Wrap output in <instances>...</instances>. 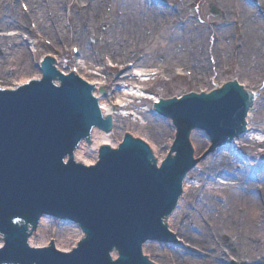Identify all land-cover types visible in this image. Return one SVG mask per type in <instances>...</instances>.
<instances>
[{
	"label": "bare ground",
	"instance_id": "6f19581e",
	"mask_svg": "<svg viewBox=\"0 0 264 264\" xmlns=\"http://www.w3.org/2000/svg\"><path fill=\"white\" fill-rule=\"evenodd\" d=\"M23 1L29 6L27 14H22L18 10V0H8V13L1 18L7 0H0V84H12L13 86L9 89L15 90L42 78V72L37 71V68L32 65L31 54L22 35L28 41H32L35 56L44 52L55 56L62 53L66 45L75 44L79 47L80 59L83 60L78 67V74L92 86H94L92 82L96 81H92L94 79L86 73L87 69L103 65L105 57L113 60L118 67L121 66L110 72L103 70L107 76L102 87L108 91L107 96L101 95L99 92L101 87L98 86L93 87L92 92L98 99L101 116L106 119L112 118V129L114 127L119 130L124 125L130 126V124L127 120L115 117L113 112L123 103H127L125 99L128 95L113 93L112 88L119 87L122 83L135 81L128 78V67L124 68L127 61L130 60L129 63H134V67L141 69L145 74L149 73L148 69L155 67L160 72L158 77L165 76L166 79L187 74L179 71L184 67H190L192 70L190 86L194 89L210 83L213 68L216 69L215 72L218 70L225 73L234 72V81L241 83L247 90L256 91L258 88L262 90L261 94L254 97L253 103L248 106L245 120L246 133L240 142V145L248 148V151L252 148L244 137H248V134L257 130L252 125L259 123L258 112L264 110V24L252 10L251 13L245 3L240 0H222L227 16L223 29L219 30L213 29L208 23L206 25L196 23L191 18L178 26L175 24L176 13L175 19L168 18L171 10L161 4L160 0H125L126 4H120L118 0ZM182 2L185 3L182 4ZM182 2L178 10L193 3L194 0H182ZM115 7L122 9L120 16ZM107 8L110 9L108 13H106ZM239 9H241L243 23L240 22V17H237ZM30 22L35 24L34 29H31ZM1 32L11 33V35H1ZM215 34L219 38L217 43L212 41ZM92 36L95 41L89 43L88 39ZM44 38L50 41L49 47L44 45ZM214 49L222 59L226 60L225 56H227L226 61L229 62L227 68L223 67L222 59L217 61V58L213 57ZM158 54L164 55L162 62L155 58ZM211 59L214 63H211ZM54 66L53 68L63 75H70L69 70L67 71L69 64L64 65L62 61ZM136 85L141 87L145 86V83L136 81ZM3 87L0 85V89ZM217 88L219 87L216 86L212 90ZM114 97L116 100L113 103L111 101ZM153 99L156 102L161 100L160 97ZM144 121L141 127L130 126L134 128L133 132L115 133L119 134L120 142H124L127 135L144 141L149 150L156 154L158 166H160L172 152L168 149V153L164 152L160 155L156 146L151 144L155 142V138L163 135L165 131L163 123L151 115H144ZM259 125L260 132L264 131L263 125ZM112 129L111 131H114ZM176 130H178L177 127ZM198 132L190 133L192 142L195 144L194 157L201 156L210 147L201 139ZM107 135L108 137L103 128L93 126L90 142L86 137L73 153L75 163L92 167L100 158L102 146L117 149L115 144L109 142L110 134L107 133ZM178 135L179 133L177 137ZM147 137L152 141L149 142ZM263 139L264 137L259 141L262 142ZM175 142H171L173 146ZM228 148L232 146L228 144ZM205 154L194 162L196 167L204 165L199 166L200 174L190 170L191 173L189 172L184 179L177 208L166 219L167 227L183 239L184 249L187 248L188 242L201 250H209L211 246L219 248L224 240H228L231 245L227 252L228 262L264 264L263 247L260 246L261 240L264 239V231L259 229L261 222L259 224L256 221V217L260 219L262 216L258 214L259 211L264 210V166L259 169L260 165L257 164L260 163L255 164L246 158L239 167L236 160L226 159L220 153H216L217 158L210 162L208 158L215 153H209V157ZM238 171L243 172V176H240ZM232 172L236 174V179L240 178V180H235ZM216 176H220L223 180L218 181L221 186L230 185L226 191H222L223 188L218 186H214V189H206L210 186V178ZM190 180L198 182L199 188ZM192 205L194 211L185 213L184 210ZM212 220L216 227L213 226ZM185 222L188 224H184ZM49 223L47 217L40 218L36 232L28 239L29 247L45 248L51 243L50 239L44 235ZM260 230L262 236L259 235ZM65 231L66 234L60 236L59 240H54L53 245L58 251L68 253L82 239L83 232L73 225H69ZM193 232L196 234L192 235ZM208 240L210 243L207 244ZM151 243L156 242L147 241L143 250L146 254L147 251L152 250V255L159 256L158 252L154 251V245H150ZM1 244L3 243L0 238V246ZM192 245L188 248L193 247ZM170 250L169 259L172 264H206L205 261H212L211 264H224L222 261L225 255L219 252L213 254L211 249L209 252L212 255L203 260L184 256V250L178 253L176 249L170 248ZM111 258H118V254L111 252Z\"/></svg>",
	"mask_w": 264,
	"mask_h": 264
},
{
	"label": "water",
	"instance_id": "95a60500",
	"mask_svg": "<svg viewBox=\"0 0 264 264\" xmlns=\"http://www.w3.org/2000/svg\"><path fill=\"white\" fill-rule=\"evenodd\" d=\"M41 67V81L0 90V264H152L142 255L159 264L142 246L175 243L163 221L184 177L209 150L194 157L190 130L205 132L215 146L241 135L257 92L233 81L163 97L156 111L179 133L167 160L158 166L146 143L127 135L117 150L102 146L87 168L73 153L86 137L90 142L93 126L109 131L112 118L101 116L93 87L60 74L51 60ZM43 216L76 225L84 239L67 254L52 246L31 249L28 237ZM113 251L118 259L110 258Z\"/></svg>",
	"mask_w": 264,
	"mask_h": 264
},
{
	"label": "rangeland",
	"instance_id": "374dc122",
	"mask_svg": "<svg viewBox=\"0 0 264 264\" xmlns=\"http://www.w3.org/2000/svg\"><path fill=\"white\" fill-rule=\"evenodd\" d=\"M162 2V4L165 5V7L167 9H170V15L169 17H173L175 19L176 16H174V14L176 13L177 15V19L175 21V24L181 25L183 22L188 21L190 18L192 20H194V22L196 23H202L205 24L208 23L211 25V27L214 29H223V26L225 24V18L227 16V11L224 10L223 8V4H222V0H197L194 3H191L187 6H183L180 10L179 7L181 6V2L182 0H160ZM241 2L245 3L246 6L249 8V10L253 11V14L260 20L261 23L264 24V1H260V0H254V1H247V0H240ZM118 2H120V4H126L125 0H118ZM185 2H182V4H184ZM18 10L22 13V14H27L29 12V6L27 3H25L23 0H18ZM66 8V5L64 6ZM216 8L218 14L216 16H212L211 11L212 9ZM4 11L1 14V18H3L7 13H8V0L7 3L4 4L3 7ZM115 9L118 10V16H120L121 14V8L119 7H115ZM110 11L109 8L106 9V13H108ZM177 11V12H176ZM251 11V13H252ZM75 14V13H74ZM105 18H108L106 15H104ZM124 17V16H123ZM122 17V18H123ZM240 17V22H242L241 19V9H239V13L238 16ZM173 19V20H174ZM243 23V22H242ZM31 28L33 29L35 27L34 23H31ZM240 27V26H238ZM101 28H104V26H101ZM1 32V35H11V33H7V32ZM182 33V30H181ZM23 37V41L25 43H27V48L29 53L31 54V61H32V65L34 68H37V71H40V64L42 63V61L45 58H49V57H53L54 61L61 63L62 61L64 62V65L69 64V66L67 67V71L72 74L73 73V69H74V73L79 76V71H78V67L81 65V63H83V60L80 59V54H74V51H76V49L79 51V47L75 44H69L66 45L64 47V51L62 53H58L52 55L49 53H42V54H36V56L34 55L35 52V47H33V43L32 41H28V39L22 35ZM39 38L41 36H38ZM95 41L94 37H89L88 42L89 43H93ZM213 43H217L219 41V38L216 36H214V39H212ZM44 45H46L47 47H49L50 45V41L46 38H44ZM50 55V56H49ZM51 57V58H52ZM213 57L218 59H222V57L218 56V53L216 52V49H214L213 51ZM155 58H157V61L162 62L164 55L158 54V56H155ZM214 59V58H213ZM211 59V63H214V60ZM225 59H227V56H225ZM224 60V59H222ZM221 63L223 65L224 68L228 67L229 62L224 60ZM130 61V60H129ZM129 61L126 62L125 67H128V71H129V76L130 77H134V74L136 73V69L133 65L134 63H129ZM228 62V63H227ZM57 65V63H56ZM226 66V67H225ZM118 67L117 64L114 63L113 60L105 57L103 60V65H98L97 67H95L94 69H87L86 73L89 74L91 76V78H93L94 80L92 81H96V82H92L94 83V87L98 86L101 87V89L99 90V92L101 93L102 96H107L108 95V91H106L102 86L105 83V78H106V74L103 71L104 69L107 72H110L111 70H113L114 68ZM120 68V67H119ZM235 68V65H234ZM66 70V69H65ZM149 74H153V73H160L158 72V70L154 67V68H150L148 69ZM179 71V70H178ZM183 73H187V74H181L178 75L176 78H165L161 76V78L158 79V76L156 77H152V79L150 78V81L145 83L144 87H147L148 89H151V92L153 93V95H150L149 97H147V100H145L144 102H141L139 98H126V101H129L130 103V108H125L124 104H122L121 106H119V108L113 112L115 117H119L121 119L127 120L128 123L130 124V126H143V124L145 123L144 121V115H151L154 118L159 119L164 126V132L163 135L161 137H157L155 138V142H151V138L147 137V140L149 142H151V144H153L154 146H156L158 153L161 155L164 152L168 153V149H172L173 148V143L171 142H175L176 139V129L173 126V123L169 120H164L161 117H159L157 114H155L153 112V98L156 97H179L181 95H185V94H189V93H193L196 91H203V90H207L210 91L212 89H214V87H221L223 84L227 83V82H232L234 80V72H221V71H216L215 68L212 69V77L210 79V83H208L206 86H202V87H198L197 89H194L193 86H190V82L192 81V70L190 67H184L182 68L181 71ZM72 72V73H71ZM77 72V73H76ZM130 81V80H129ZM4 84V85H3ZM0 84L2 86H4L1 89H6V88H10L13 85L12 84H6L3 83ZM15 84V83H14ZM134 85V86H133ZM132 86V87H130ZM139 86L135 85L133 81H130L129 83H122L120 84L119 87H115L112 88V92L113 93H117V94H127L130 96L133 95H141L139 92ZM257 94L255 95V97H257L259 94H261L262 90L261 88L256 89ZM149 99V100H148ZM115 97L112 98L111 102H115ZM258 122L256 124H253L252 126L254 128H256L257 130H254L252 133H250L248 135V137H245V139L251 144L252 148H250V150L248 151V148H245L244 146L240 145V142L242 140V138H239L237 140H234L232 143H234L232 146V148H227L226 150H222V151H217L216 153H220L221 155H223L226 159H231V160H236L237 165L240 167L239 164H241V162H243L246 158H249L253 163L260 165V168L262 166H264V143H261L259 140L261 138L264 137V131H261L258 129V127H260L259 124L263 125L264 127V110L259 111L258 112ZM127 125H124V127L120 128L119 130L117 128L113 129L114 131H111L109 136V142H111V144H115L116 146L120 143L119 139H118V135L121 134V132L123 131V133H127V132H133V127H130ZM112 127V126H111ZM124 128V129H123ZM196 131V130H195ZM119 133L118 135L115 133ZM198 134L201 136V139L209 144V140H207L205 138V136L203 135V133L198 132ZM106 136L108 137L107 133ZM151 140V141H150ZM193 143V148H194V152H195V144ZM159 144V145H156ZM169 147V148H168ZM263 148V149H262ZM210 150V149H209ZM229 153V155H226L227 153ZM209 151L206 152L205 156H208ZM214 154L212 156H210L208 158V161H213L217 158V154ZM225 153V154H223ZM199 166H204V165H198L197 167H195V169H193L191 172H193L195 170V172L197 174H200V170L201 168H199ZM264 168V167H263ZM239 170V169H238ZM190 172V173H191ZM238 174L240 176H243V172L240 173L238 171ZM232 176L235 180H240L236 179V174H234L232 172ZM230 177V176H229ZM187 178V177H185ZM211 182H210V186L206 187V189L209 188H213L214 186H218V187H222L223 190L222 191H226L227 187L230 185H225L221 186L220 184H218V181H223L221 178L218 177H214V178H210ZM191 183H194L195 186H200V184L196 181L190 180ZM232 182V181H231ZM259 185V184H258ZM260 186V185H259ZM214 189V188H213ZM259 189V187H258ZM261 192V191H259ZM221 194V191L219 192ZM222 195V194H221ZM262 196V194H261ZM264 202V201H263ZM190 210L194 211L193 205L191 207H189L188 209H185L184 212H190ZM194 214V213H193ZM258 214H261L262 216L260 217V219H258L256 217V221L260 224L261 222V227H259V229L261 228L264 231V210H260ZM50 223H49V227L47 228L46 232L44 233L45 237L49 238L51 243H53L54 240H59L60 236H64L66 234V229L69 226L66 222H61V221H54L52 219L47 218ZM183 219H186L185 217H183ZM213 223V220H212ZM232 223V222H231ZM184 224H188V222H185ZM233 225L235 226V224L233 223ZM213 226H215V224L213 223ZM216 227V226H215ZM236 227V226H235ZM237 228V227H236ZM170 229V228H169ZM218 229V228H217ZM171 230V229H170ZM172 231V230H171ZM196 233H192V235H194ZM259 235L262 236L261 230L259 232ZM179 241H181V246L183 247V239L178 237ZM84 239V237L82 238V240ZM210 243V240H208L207 244ZM188 246L192 245L191 243H186ZM49 245V244H48ZM47 245V247H48ZM150 245H154V251L158 252L159 256H154L152 255V250L151 251H147V254H149L148 256L150 258H154V261H156L159 264H172L171 260L169 259L170 254H171V250L170 248H168L167 246H162L159 245L157 243H151ZM227 243L225 242L223 244L224 247H226ZM2 246V244H1ZM181 246H169L172 247L173 249H176L177 253L181 252L182 250H184V248H181ZM187 246V247H188ZM193 247H189V251L193 254H195L196 256H193L194 258H198L200 260L203 259H207L210 255V249L211 252L213 254L219 252L224 256V263H228L226 262V259L228 257L227 252L229 250H226V248H217L215 246H211L209 247V250H201L198 247H196L195 245H192ZM261 247H263V252H264V239L261 240ZM46 247V246H45ZM55 247V246H54ZM56 248V247H55ZM57 249V248H56ZM151 252V253H150ZM187 257V256H186ZM192 258V257H191ZM193 258V259H194ZM169 259V260H168ZM195 260V259H194ZM206 264H211L212 261H205ZM244 264H248V262H243Z\"/></svg>",
	"mask_w": 264,
	"mask_h": 264
}]
</instances>
